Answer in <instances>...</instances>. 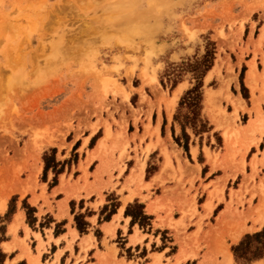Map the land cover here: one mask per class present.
<instances>
[{
  "label": "rangeland",
  "instance_id": "obj_1",
  "mask_svg": "<svg viewBox=\"0 0 264 264\" xmlns=\"http://www.w3.org/2000/svg\"><path fill=\"white\" fill-rule=\"evenodd\" d=\"M262 21L264 0H0V200L8 195L0 226L5 241L6 224L15 213L9 216L7 210L19 196L15 206H24L25 234L16 240L27 264H124L100 245L89 250L90 238L60 262L58 255L52 257L50 240L40 241L34 250L29 230L49 235L51 219L41 208L37 216L34 211L29 215L34 208L24 203L25 193L40 188L44 204L50 205L45 188L58 179L75 190L89 186V180L107 176L111 181L113 173L130 172L136 180L140 157L158 148L173 171L161 184L172 179L174 186L162 187L172 200L156 223V228L171 230L155 229L153 234L162 232L155 235L166 243L173 230L182 249L173 263L155 256L152 264H232L238 240L264 227L245 231L235 241L231 233L238 221H218L227 208L234 218L264 202ZM251 66L256 71L253 90L245 74ZM176 89L180 91L175 95ZM235 109L236 117H231ZM154 111L172 118L179 133L172 125L168 141L154 137ZM250 122L262 130L251 132ZM107 128L109 136L99 150ZM86 131L94 135L81 143ZM147 137L149 143L142 148ZM129 153L135 155L132 169ZM170 153L178 156L176 170ZM156 159V154L150 156L146 179ZM205 193L207 200L213 198L210 212L203 207ZM81 205L70 203L75 227V217L82 225L88 213ZM137 205L129 213L139 215ZM108 211L103 208L99 222L107 219ZM145 216L148 221L138 218L134 223L151 231L152 217ZM19 224L16 217L10 232L15 234ZM61 225L56 224L55 232ZM91 232L100 239L97 229ZM5 241L0 249L4 264H9L17 246ZM116 243L122 247L120 240ZM168 243L166 255L171 257L177 245ZM162 248L160 244L152 250Z\"/></svg>",
  "mask_w": 264,
  "mask_h": 264
},
{
  "label": "crops",
  "instance_id": "obj_2",
  "mask_svg": "<svg viewBox=\"0 0 264 264\" xmlns=\"http://www.w3.org/2000/svg\"><path fill=\"white\" fill-rule=\"evenodd\" d=\"M251 61V58L245 61L246 66ZM257 64V73L259 75L262 74V67L258 68ZM248 68L245 71V74L248 72ZM178 91V89H176ZM175 91V95L178 93ZM165 119V125H164ZM151 127L155 129L154 137L157 135L163 140L170 139L171 137V127L173 125L172 118L169 119L167 115L163 118L162 115L158 116L157 112L154 111V114L151 117ZM255 124V122H254ZM164 125V133H162V127ZM175 134H178L180 131L179 126L173 125ZM255 130H262L261 127H255ZM154 140V139H153ZM149 143V138L147 137L142 145L144 148ZM264 143V140H263ZM192 146V145H191ZM132 149V148H131ZM167 151L170 152V147H167ZM178 151V150H177ZM199 151V150H198ZM264 152V147L261 149V157ZM131 160H132V168L136 167L135 155L134 153H129ZM156 154L157 159L154 162L155 169L151 176L145 178L146 168L149 166V159L150 156ZM170 153V162L172 167L176 170V159H178L177 154ZM140 154H138V157ZM181 157V156H180ZM141 162H143L141 168L136 169V173L139 172L137 175V179H132L130 172L128 174H121L117 175V173H113L111 181H108V177H103V180H96L92 181L89 180V186H85L82 189H73L67 184H61L60 179L53 187H48L46 185L45 193L47 196V200L50 203L44 204L43 199L40 197V188H37L35 191H28L26 192V201L27 203L35 209L34 214L37 216L39 214V210H43L45 216L51 219L50 227L47 228L49 231L48 234H43L41 230L38 232L36 230H29L28 236L31 240H33L34 250H36L40 244V241L46 243L47 240H50L49 246L54 248V252L52 257L58 255V261L60 262L61 259L69 258L71 256V249L74 250L75 247H80L82 241L87 238L93 239L91 240L92 247L89 250L95 249V245H100L104 249H109L111 254L116 257L118 261L124 262V264H129L132 262L133 264H152L153 257L161 256L164 259H170L171 263L176 260L182 249V245L180 242L176 240L175 233H170L169 240H166V243H162L161 239L158 238L155 234H161L165 230H171L167 226H158L156 228L157 218L163 216V206H166L172 199L170 196V192H163V188H173L174 184H172L173 180L170 179L166 181L163 185L161 184V180L163 178H167L168 176H172V168L169 166L168 162L164 155L160 153L158 148L151 150L147 156H141ZM182 164V162H181ZM129 169V171L131 170ZM159 177V178H157ZM138 180V181H137ZM136 181V182H131ZM141 182V183H140ZM196 183V182H195ZM208 184V182H207ZM145 185H148L147 188ZM82 186V182H79L78 187ZM145 186V187H144ZM74 187V186H73ZM78 190V192H77ZM18 193V192H17ZM75 195V196H74ZM7 196L2 200L7 202ZM207 198V194L205 193V200ZM1 201V200H0ZM82 202V205H85L86 210L89 212H93L94 215L89 216L83 212L84 209H81L80 212L85 214L84 215V222H85V229L83 232H79L75 227L74 221L71 215L70 203ZM207 202H213L212 196L208 198ZM203 207L205 206V204ZM139 204L142 206L143 213L152 217L151 220V231H143L139 228L137 223L133 222V219L129 213V215H125L127 209H132L133 205ZM264 204V202H263ZM78 205V204H77ZM89 207V208H88ZM107 207L110 211L112 208L113 210L110 211L109 216L106 220H102L99 222V218L103 217L101 212L103 208ZM214 207V202L212 204ZM115 209V210H114ZM123 209V211L121 210ZM213 209V208H212ZM19 210V209H18ZM85 210V211H86ZM206 210V209H205ZM108 211V212H109ZM247 211V209H245ZM77 212V211H76ZM224 212V211H222ZM4 211L0 214L3 215ZM234 214V213H233ZM231 215V214H230ZM235 215V214H234ZM232 216V215H231ZM228 216L227 219L222 220V213L219 216V223L220 225H225L223 222L229 223V220L232 221L233 219L237 220L236 230H234V234L242 231H254L258 226L254 223V219L256 216L250 215L247 218L238 219V216L235 215L234 218ZM17 212H15L9 222L6 224V231L8 235L7 241L3 244L10 245L16 243L17 247L12 249V252L15 253V256L11 258V261H17L18 259H25V257H20L21 250H19V242L16 240H22L25 234L24 228V214L19 219L20 224L17 227V231L14 234L10 232V229L16 223ZM249 218V219H248ZM243 219H248L246 223ZM40 218L38 219L39 222ZM44 220V219H43ZM95 220V223H93ZM56 224H62L60 231L59 228L55 232ZM94 226L96 227L100 233V239L98 240L91 230H95ZM159 230L158 233H154V230ZM19 230L23 233L22 236L19 235ZM43 231L46 229L42 228ZM188 232V230H187ZM233 235V233H231ZM167 235V234H165ZM71 240H73L71 242ZM116 240H120L122 247H117ZM175 240V241H174ZM177 241V242H176ZM169 242V243H168ZM175 244L177 245L176 251L170 255H166V251L170 249L166 247V244ZM94 244V245H93ZM163 245L164 248L159 249L158 251H153L152 248L160 245ZM46 248V246H45ZM31 251V250H30ZM129 251L131 253L130 257H126V253ZM141 252H143L141 254ZM28 254L27 250H24V254ZM42 252L41 255H43ZM129 253V254H130ZM33 257L37 258V254L31 251ZM125 254V255H124ZM32 261V260H31ZM30 261V262H31ZM72 261V260H71ZM29 262V264H30ZM182 262L181 264H183Z\"/></svg>",
  "mask_w": 264,
  "mask_h": 264
},
{
  "label": "bare ground",
  "instance_id": "obj_3",
  "mask_svg": "<svg viewBox=\"0 0 264 264\" xmlns=\"http://www.w3.org/2000/svg\"><path fill=\"white\" fill-rule=\"evenodd\" d=\"M255 67H253V66H251L250 67V69H249V71H248V73H247V79H248V84H249V87L253 90L254 88H255V79H256V71H255V69H254ZM210 76V75H209ZM224 85V84H223ZM180 90H178V91H176V92H179ZM207 98H209V97H207ZM236 112H237V109H235L234 110V112H233V115H231V117H236ZM219 120V119H218ZM217 120V121H218ZM227 120V119H226ZM218 124L221 126L222 125V122L220 121V122H218ZM255 127H256V124H254V122H250L248 125H247V128L252 132L253 130H255ZM109 128H107L106 130H105V134H104V136H105V138L104 139H100L101 140V142H99V147H100V149L99 150H101L102 149V146H103V144H104V141L106 140V137L107 136H109L108 134H109V130H108ZM227 134V133H226ZM227 139L229 138V136L228 135H226L225 136ZM252 141H254V140H252ZM262 158H263V161H264V152H263V154H262ZM257 161V160H256ZM255 161V162H256ZM254 162V161H253ZM257 163H258V161H257ZM256 163V164H257ZM0 208H3V209H5L6 208V201H4V200H1L0 201ZM204 208L206 209V211H211L212 210V204H211V202H207L206 204H205V206H204ZM228 209L229 208H227L226 210L227 211H224V212H222V220H225V219H227L228 218V216H230V215H228V214H230V212H228ZM0 212H2V211H0ZM241 215L242 216H239L238 215V219H242V218H247V216H250V215H253V216H256V218L254 219V223L259 227V226H262L263 224H264V204L263 203H261V204H259V205H257L256 207H253V208H250V209H247V211H244L243 213H241ZM242 232H243V230L242 231H240V232H238L237 234H233L232 235V240H235V241H237L238 239H239V237H240V235L242 234ZM5 249H10V248H8L7 246L5 247ZM230 257H231V255H230ZM230 258H227V260H229ZM229 262V261H228ZM30 264H40L38 261H35V260H32L31 262H30Z\"/></svg>",
  "mask_w": 264,
  "mask_h": 264
},
{
  "label": "trees",
  "instance_id": "obj_4",
  "mask_svg": "<svg viewBox=\"0 0 264 264\" xmlns=\"http://www.w3.org/2000/svg\"><path fill=\"white\" fill-rule=\"evenodd\" d=\"M199 87H195L193 88L191 91L188 92L189 95L193 94L194 92H196V90ZM196 101L198 100V97L196 96ZM194 101V99H191ZM137 207L140 209V213L139 215H135L133 213H130L133 222H136L138 220V218H142L143 220H149V217L145 216V214L143 213V208L141 205H137ZM127 215H129V209H127L126 211ZM75 222H76V228L78 229L79 232H83L84 231V226L86 225L84 222L82 223V225H80V223L78 222V217H75ZM139 225L142 227L143 225L140 223L139 221ZM245 237L249 238L250 240V244L247 247V251L246 253L242 256L241 253L239 251H233L234 248H237V246H235L232 251L234 254V257L236 260H246V259H251V260H258V259H262L264 258V227L263 229L255 234L252 235H246ZM5 228L4 226H0V244L5 241ZM0 256L3 257V264L5 262L6 259V255L2 252V250L0 249Z\"/></svg>",
  "mask_w": 264,
  "mask_h": 264
},
{
  "label": "snow or ice",
  "instance_id": "obj_5",
  "mask_svg": "<svg viewBox=\"0 0 264 264\" xmlns=\"http://www.w3.org/2000/svg\"><path fill=\"white\" fill-rule=\"evenodd\" d=\"M262 23H264V21H262ZM194 123H193V128H194ZM94 134L91 131H86L84 132V136L82 137V139L80 140L81 143L88 141L89 139L92 138ZM69 139H71V137H69ZM77 147H79V144H77ZM262 147H264V145H262ZM191 158V157H190ZM15 199H20L19 196L14 198L13 201V205L11 206L10 209L7 210L8 215L11 216V214L13 212H17V219H20L21 216L23 215V211H24V206L22 205L20 207V209L18 210L15 206ZM24 203L26 204V200L24 201ZM82 207V205H81ZM115 210V209H114ZM123 211V209H121ZM0 211H5V209L0 208ZM32 211H35V209H31L29 210V215L31 214ZM87 215L92 216L94 215L93 212L89 211L87 213ZM125 215H127V213H125ZM93 223H95V220H93ZM23 233H21L22 235ZM229 243H231V241H229ZM250 244V240L247 237H242L238 240V247L234 248L233 251H239L241 253V255L243 256L246 251H247V247ZM34 247V246H33ZM13 256H15V253H13ZM0 264H3V257L0 256ZM9 264H27V261L24 259H18L17 261H9ZM232 264H252V260L251 259H246V260H235L232 262ZM258 264H264V259L259 260Z\"/></svg>",
  "mask_w": 264,
  "mask_h": 264
}]
</instances>
